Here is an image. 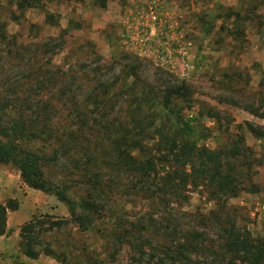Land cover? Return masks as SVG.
I'll list each match as a JSON object with an SVG mask.
<instances>
[{
    "label": "rangeland",
    "instance_id": "1",
    "mask_svg": "<svg viewBox=\"0 0 264 264\" xmlns=\"http://www.w3.org/2000/svg\"><path fill=\"white\" fill-rule=\"evenodd\" d=\"M231 10L247 20L227 17ZM237 26L244 28L243 38L236 37ZM10 48L23 52L11 62L17 68L43 67L48 75L52 65L79 73L77 82L84 91L115 81L117 110L154 80L185 82L192 93L189 100L173 99L166 110L159 104L153 108L169 129L188 119L189 140L210 149H229L243 136L245 151L234 161L232 191L223 194L218 186L204 182L190 186L186 200L173 199L171 205L116 195L118 216L124 214L125 223L136 225L142 215L145 222L149 215L158 220L165 217L172 227L180 228V235L181 230L197 229L215 245L220 242L219 225L264 239V139L252 134L253 126L264 127V118L243 107L252 104L264 110V0H0V56ZM130 64L139 68L137 82L124 69ZM17 68L11 79L20 76ZM226 98L239 105L219 102ZM208 110L216 117L209 118ZM0 176L14 183L11 199L18 202V209L7 216L9 244L4 256L20 264L22 225L33 218L61 221L70 215L53 195L26 187L14 168L0 165ZM101 228L69 225L47 234L45 242L65 245L73 257L95 253L101 261L107 253L106 231ZM38 258L33 264H61L43 254ZM127 258L125 250L116 260Z\"/></svg>",
    "mask_w": 264,
    "mask_h": 264
},
{
    "label": "trees",
    "instance_id": "2",
    "mask_svg": "<svg viewBox=\"0 0 264 264\" xmlns=\"http://www.w3.org/2000/svg\"><path fill=\"white\" fill-rule=\"evenodd\" d=\"M227 17L247 20L232 10ZM235 35L243 38L244 28L237 26ZM20 53L10 48L0 56V165L14 168L26 187L53 195L70 215L61 221L33 218L22 225L19 248L23 256L36 259L43 254L61 264H264V239L252 238L247 230L233 232L219 225L220 242L215 245L197 229L181 230L180 235V228L172 227L165 217L158 220L149 215L145 222L142 215L136 225L125 223L124 214L118 216L116 195L171 205L173 199L186 200L190 186L204 182L218 186L223 194L232 191L234 161L245 151L243 136L229 149H210L189 140L188 119L169 129L153 108L159 104L166 110L173 99L189 100L192 93L185 82L154 80L117 110L115 81L84 91L77 82L79 73L52 65L48 75L43 67L17 68L11 62ZM14 68L20 76L11 79ZM124 69L130 70L134 82L139 81L137 66ZM219 102L239 105L228 98ZM243 107L264 118L261 106ZM208 111L209 118L216 117V112ZM252 134L264 139V127L253 126ZM17 209L16 200L0 202V236L6 233L8 213ZM112 220L115 225H110ZM69 225L103 226L107 263L95 253L73 257L65 245L45 242L47 234ZM125 250L128 258L118 262L117 256Z\"/></svg>",
    "mask_w": 264,
    "mask_h": 264
},
{
    "label": "crops",
    "instance_id": "3",
    "mask_svg": "<svg viewBox=\"0 0 264 264\" xmlns=\"http://www.w3.org/2000/svg\"><path fill=\"white\" fill-rule=\"evenodd\" d=\"M11 182V180H9V178L6 177H1L0 176V200L6 199V198H12L13 196V188H14V183ZM30 189V188H29ZM31 191H37V190H33L30 189ZM9 200V199H8ZM8 227V226H7ZM7 234V229H6V233L2 236H0V255L3 254V256H0V264H4V261L6 262V264H12V261L9 260V256H4V251L5 249L8 247V240L5 239ZM5 239V240H4ZM20 257V264H33V263H37L39 261V258L36 259H31V258H27L25 256H23L22 254L19 255ZM4 260V261H3ZM23 262V263H21ZM17 264V262H16Z\"/></svg>",
    "mask_w": 264,
    "mask_h": 264
}]
</instances>
